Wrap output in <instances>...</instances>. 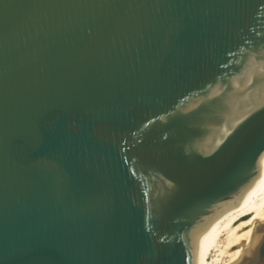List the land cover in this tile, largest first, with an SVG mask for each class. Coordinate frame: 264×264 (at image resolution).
<instances>
[{"label":"water","instance_id":"95a60500","mask_svg":"<svg viewBox=\"0 0 264 264\" xmlns=\"http://www.w3.org/2000/svg\"><path fill=\"white\" fill-rule=\"evenodd\" d=\"M262 189L264 0H0V264H200Z\"/></svg>","mask_w":264,"mask_h":264},{"label":"bare ground","instance_id":"6f19581e","mask_svg":"<svg viewBox=\"0 0 264 264\" xmlns=\"http://www.w3.org/2000/svg\"><path fill=\"white\" fill-rule=\"evenodd\" d=\"M264 222V189L246 202L228 206L211 223L200 264H236L255 229Z\"/></svg>","mask_w":264,"mask_h":264}]
</instances>
